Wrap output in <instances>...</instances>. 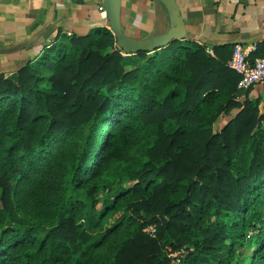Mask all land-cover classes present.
<instances>
[{"label": "trees", "instance_id": "obj_1", "mask_svg": "<svg viewBox=\"0 0 264 264\" xmlns=\"http://www.w3.org/2000/svg\"><path fill=\"white\" fill-rule=\"evenodd\" d=\"M232 48L124 57L98 29L0 76V264H264V104Z\"/></svg>", "mask_w": 264, "mask_h": 264}, {"label": "crops", "instance_id": "obj_2", "mask_svg": "<svg viewBox=\"0 0 264 264\" xmlns=\"http://www.w3.org/2000/svg\"><path fill=\"white\" fill-rule=\"evenodd\" d=\"M184 41L206 52L236 44L263 53L264 0H175ZM121 27L134 39L162 34L169 27L164 7L155 0H121ZM107 29L103 0H0V76L13 79L60 35L85 36ZM261 58V57H259ZM263 99L264 88L240 101ZM222 122V120H220Z\"/></svg>", "mask_w": 264, "mask_h": 264}, {"label": "water", "instance_id": "obj_3", "mask_svg": "<svg viewBox=\"0 0 264 264\" xmlns=\"http://www.w3.org/2000/svg\"><path fill=\"white\" fill-rule=\"evenodd\" d=\"M167 12L169 27L162 34H152L143 39H134L125 34L121 27V0H103L108 28L115 45L125 52L152 53L167 46L172 41H180L185 37L183 21L175 0H155Z\"/></svg>", "mask_w": 264, "mask_h": 264}, {"label": "built area", "instance_id": "obj_4", "mask_svg": "<svg viewBox=\"0 0 264 264\" xmlns=\"http://www.w3.org/2000/svg\"><path fill=\"white\" fill-rule=\"evenodd\" d=\"M254 51L255 48L253 46H242L240 44H236L232 48L229 68L240 76V80L237 84V100L243 99L244 94L249 90L257 87L264 88V57L255 58L251 61L250 55ZM208 54H211V52H208ZM143 232L151 238L154 237L156 234L155 225H146L143 228ZM180 251H183V249ZM180 251L175 252L171 256L179 254Z\"/></svg>", "mask_w": 264, "mask_h": 264}, {"label": "rangeland", "instance_id": "obj_5", "mask_svg": "<svg viewBox=\"0 0 264 264\" xmlns=\"http://www.w3.org/2000/svg\"><path fill=\"white\" fill-rule=\"evenodd\" d=\"M122 55L124 57H131L134 55V53L132 52H122ZM222 124V122L219 120L216 125H215V130H218V128L220 127V125ZM130 185V184H127ZM125 185V186H127ZM107 198L106 196H104L103 199ZM252 251V250H251ZM250 251V249L248 248H236V251L233 253V259L231 264H247L248 263V257L250 256V254H252V252ZM185 256V251H180L179 254L175 255V256H169L172 259L173 263H178L180 261V259L182 257Z\"/></svg>", "mask_w": 264, "mask_h": 264}]
</instances>
